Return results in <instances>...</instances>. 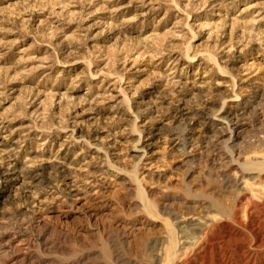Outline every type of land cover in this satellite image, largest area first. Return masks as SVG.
<instances>
[{"label": "rangeland", "instance_id": "374dc122", "mask_svg": "<svg viewBox=\"0 0 264 264\" xmlns=\"http://www.w3.org/2000/svg\"><path fill=\"white\" fill-rule=\"evenodd\" d=\"M0 264H264V0H0Z\"/></svg>", "mask_w": 264, "mask_h": 264}, {"label": "bare ground", "instance_id": "6f19581e", "mask_svg": "<svg viewBox=\"0 0 264 264\" xmlns=\"http://www.w3.org/2000/svg\"><path fill=\"white\" fill-rule=\"evenodd\" d=\"M226 121V120H225ZM227 124L230 126V135H229V142H234V140L239 137L240 133L243 130V126L239 124L236 118L227 119ZM242 126V127H241ZM240 128V129H238ZM228 142V141H227Z\"/></svg>", "mask_w": 264, "mask_h": 264}]
</instances>
